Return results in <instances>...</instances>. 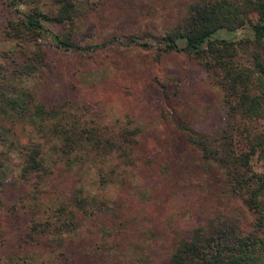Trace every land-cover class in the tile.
<instances>
[{
  "label": "rangeland",
  "instance_id": "rangeland-1",
  "mask_svg": "<svg viewBox=\"0 0 264 264\" xmlns=\"http://www.w3.org/2000/svg\"><path fill=\"white\" fill-rule=\"evenodd\" d=\"M66 1L77 15L44 28L91 49L64 50L47 34L34 44L5 38L7 22L19 18L15 9L37 7L52 15L58 5L0 0V75L8 78L40 49L43 63L29 76L11 78L8 92L22 90L32 104L54 112L62 127L57 131L99 132L112 144L78 143L73 152L46 124L34 128L31 113L22 121L0 120V264H167L179 242L195 230L208 232L215 219L249 231L254 216L187 141L188 133L218 136L225 114L219 91L184 51L159 50L194 0H105L93 9L84 0ZM250 36L245 27L218 30L211 38ZM237 61L247 65L248 53L240 51ZM8 142L11 151L4 153L1 145ZM31 145L41 169L22 176L20 150ZM75 197L85 199L81 210ZM62 210L71 219L62 221ZM44 222L37 235H28Z\"/></svg>",
  "mask_w": 264,
  "mask_h": 264
},
{
  "label": "trees",
  "instance_id": "trees-1",
  "mask_svg": "<svg viewBox=\"0 0 264 264\" xmlns=\"http://www.w3.org/2000/svg\"><path fill=\"white\" fill-rule=\"evenodd\" d=\"M14 1L23 4V0H11L10 5L13 6ZM103 1L84 0L85 8L93 9ZM55 2L58 10L52 15L37 7L20 12L15 9L19 18L7 22L3 30L5 38L34 44L42 34H47L55 46L64 50H90L91 47L80 48L69 38L59 37L44 28L45 23H70L77 15L78 8L69 1ZM245 27L251 36L236 42L211 38L218 30L236 31ZM160 44L162 53L184 51L188 54L209 74L218 89L225 107L218 136L211 139L188 133L187 141L199 151L204 162L213 163L221 171L229 192L254 216V224L247 232L219 219L209 223L206 233L195 230L188 240L176 245L167 264H264V0H194L188 5L183 19L161 38ZM240 51L248 53L247 65L237 61ZM36 63H43V53L38 48L8 78L0 75L5 84L0 85V120L11 116L22 121L31 113L39 122L31 125L37 129L46 124L47 130L69 151L78 149V143L100 149L110 147L112 143L103 140L99 132L98 136H93L89 132L57 131L62 127L54 112L46 111L38 103L32 104V99L27 100L28 94L22 90L8 92L7 83L9 85L11 78L29 76ZM0 72H3L1 65ZM1 134L0 125V141ZM1 146L4 153L10 152L12 143ZM20 152L21 175L39 172L41 161L37 147H21ZM2 163L0 158V187L4 174ZM257 163L259 171L254 169ZM84 200L75 197L72 202L81 210ZM65 216L71 219L72 213L62 210L59 214L62 221ZM46 224H33L28 235H37L38 226Z\"/></svg>",
  "mask_w": 264,
  "mask_h": 264
}]
</instances>
